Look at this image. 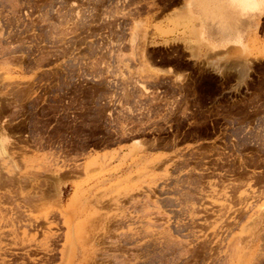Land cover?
<instances>
[{
  "label": "rangeland",
  "instance_id": "rangeland-1",
  "mask_svg": "<svg viewBox=\"0 0 264 264\" xmlns=\"http://www.w3.org/2000/svg\"><path fill=\"white\" fill-rule=\"evenodd\" d=\"M195 3L0 0V264H264V26Z\"/></svg>",
  "mask_w": 264,
  "mask_h": 264
},
{
  "label": "crops",
  "instance_id": "crops-1",
  "mask_svg": "<svg viewBox=\"0 0 264 264\" xmlns=\"http://www.w3.org/2000/svg\"><path fill=\"white\" fill-rule=\"evenodd\" d=\"M195 7L205 20H214V22L203 21L201 31L204 40L218 51L234 45L246 47L252 31L264 26L261 24L264 1L259 5L256 0H196ZM174 10L170 8L165 13V17L172 16ZM208 25L210 28L206 34L205 27ZM170 67L167 65L164 69ZM170 75L172 74H168Z\"/></svg>",
  "mask_w": 264,
  "mask_h": 264
},
{
  "label": "flooded vegetation",
  "instance_id": "flooded-vegetation-1",
  "mask_svg": "<svg viewBox=\"0 0 264 264\" xmlns=\"http://www.w3.org/2000/svg\"><path fill=\"white\" fill-rule=\"evenodd\" d=\"M98 34H101V32H99ZM164 59L165 60H170V57L169 56H165ZM159 60L160 59H158V61ZM70 88H71V92H72L71 99H77V100H80V101H88V100H90L89 95L84 93L85 88H82V90H81V91H83V93H77L80 89L76 88L74 86V84H72ZM76 96H78V97L76 98Z\"/></svg>",
  "mask_w": 264,
  "mask_h": 264
},
{
  "label": "bare ground",
  "instance_id": "bare-ground-1",
  "mask_svg": "<svg viewBox=\"0 0 264 264\" xmlns=\"http://www.w3.org/2000/svg\"><path fill=\"white\" fill-rule=\"evenodd\" d=\"M258 2L259 5H261L263 3L264 0H256ZM10 85V84H9ZM3 184V183H2ZM31 184V183H30ZM35 187V186H34ZM236 197V196H235ZM28 201V200H27ZM31 205V204H30ZM240 217V216H239Z\"/></svg>",
  "mask_w": 264,
  "mask_h": 264
}]
</instances>
